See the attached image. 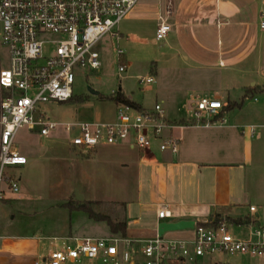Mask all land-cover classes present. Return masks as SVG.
I'll return each mask as SVG.
<instances>
[{"label": "rangeland", "instance_id": "obj_1", "mask_svg": "<svg viewBox=\"0 0 264 264\" xmlns=\"http://www.w3.org/2000/svg\"><path fill=\"white\" fill-rule=\"evenodd\" d=\"M172 3L176 4V0H140L133 13L119 24L120 40L108 35L97 45L102 67L75 72L74 98L66 103L39 105V112L51 123L59 125L48 137L27 128L17 133L16 148L28 163L10 169V175L18 183L17 193H13L8 185L3 186L0 264H35L51 250L55 238H109L112 234L107 222L96 221L88 213L72 207L102 200L105 203L101 206L90 203L91 209L122 223V210L114 202L136 198V191L125 186L136 185L137 180L130 183L120 181L122 174L114 166L116 157L101 156L99 149L70 148L69 141L74 135L65 130L66 125L114 121L116 104L113 98L120 91L145 108L160 104L171 120L193 117L195 109L192 105L197 97L215 99L211 92L222 91L221 80L226 71L218 61L212 60L211 70L190 69L184 56L199 52L190 29L176 24ZM169 9L171 15H168ZM163 21L171 26L172 31L165 40L154 42L156 25ZM118 52L123 53L120 60ZM0 61V68H7L5 50L1 52ZM121 65L127 69L119 75ZM143 77L154 78L152 90H143L139 84V78ZM248 80H238L234 90L231 89L229 94L222 93L240 106L244 104L242 115L259 107V102L264 100L258 90H241V85L252 87ZM257 81L259 84L263 82L261 78ZM90 89L99 95H93ZM114 212L116 217H112ZM174 233L165 234V238ZM230 233L241 240L256 241L249 225L230 227ZM226 257L234 263L264 264V259Z\"/></svg>", "mask_w": 264, "mask_h": 264}, {"label": "built area", "instance_id": "obj_2", "mask_svg": "<svg viewBox=\"0 0 264 264\" xmlns=\"http://www.w3.org/2000/svg\"><path fill=\"white\" fill-rule=\"evenodd\" d=\"M139 1L0 0V60L2 50L8 57L7 68H0V201L5 194L4 184L13 193L19 190L10 169L28 163L16 148L17 133L27 128L48 137L59 127L39 112V105L66 103L74 98L75 72L102 67L97 45L108 35L120 40L119 24L133 13ZM168 15H171L170 9ZM171 31L170 25L160 22L155 42L165 40ZM122 56L118 52L119 60ZM126 69L119 66V75ZM154 83L153 77L139 78L145 91ZM194 107V118L200 123H227L220 118L224 105L218 99L203 97ZM174 128L160 104L151 109L116 104V118L112 122H77L65 126L74 135L69 141L72 149L95 150L127 143L132 148L148 151L154 141H159L162 152L176 154L180 140L166 135ZM250 212L254 214L255 207ZM157 218L171 219L169 207H160ZM250 225L256 241L241 240L230 233L229 224L216 225L210 221L194 226V234L188 239L157 236L147 240L140 252L144 264H170L218 253L264 259V227L255 220ZM54 243V249L36 264L133 262L132 241L122 238H64L54 239ZM121 244L125 245L122 251Z\"/></svg>", "mask_w": 264, "mask_h": 264}, {"label": "crops", "instance_id": "obj_3", "mask_svg": "<svg viewBox=\"0 0 264 264\" xmlns=\"http://www.w3.org/2000/svg\"><path fill=\"white\" fill-rule=\"evenodd\" d=\"M172 7L176 12V24L190 29L199 52L184 56L190 63V69L211 70L212 60H215L226 71L221 80L222 91L211 93L223 103L220 118L227 123L206 125L194 116L171 120L166 115L175 127L166 135L180 140L176 154L162 152L159 141H154L148 151L132 148L127 143L98 148L101 156L116 157L114 166L122 174L121 182L137 180L136 185L125 186L136 191V198L114 202L122 210L127 235L124 238L111 232V237L132 241L133 262L130 264H144L140 251L145 241L158 236L161 223L187 221L194 222L196 226L221 216L249 220L248 224L235 226L238 228L249 225L252 230L251 220L264 227V100L259 102V107L242 115L244 104L240 106L236 100L222 94L234 90L238 80L249 79L248 85L252 87L241 85V90L246 92L249 88L258 87L257 92L264 96V0H176ZM260 78L263 80L261 84L257 81ZM196 101L192 105L194 109ZM162 103L165 104L164 99ZM228 104L235 106L229 112ZM140 106L141 109H151ZM90 203L101 206L105 202L92 200ZM163 206L169 207L172 218L160 221L157 212ZM251 207L256 209L254 214L250 212ZM102 215L118 222L110 215ZM113 215L116 217V213ZM193 234V229L178 231L167 239H188ZM54 247L55 244L45 255ZM124 249L125 245L121 244L120 250ZM69 264L100 263L83 261ZM170 264L241 263H234L222 254L172 261Z\"/></svg>", "mask_w": 264, "mask_h": 264}, {"label": "trees", "instance_id": "obj_4", "mask_svg": "<svg viewBox=\"0 0 264 264\" xmlns=\"http://www.w3.org/2000/svg\"><path fill=\"white\" fill-rule=\"evenodd\" d=\"M255 91L258 90V87L253 88ZM113 100L115 101L116 104H127L130 105L136 109H141V106L135 102H132L130 99H128L121 91L117 92L116 94H114V98ZM235 106L228 104V109L227 111H231ZM72 208H76L79 210H82L86 213L89 214V216L93 219H95L96 221H106L111 229V232L115 235H120L121 237H126L127 235V224L125 222H113L112 220H110L108 217L95 213L91 207H90V203H79L77 205V207H72ZM214 224L219 225L222 223H227V224H231L234 226H240V225H244V224H248L249 220L246 219L245 221H240V220H233L230 218H223L221 216H217L215 217ZM200 224H197L196 226H198Z\"/></svg>", "mask_w": 264, "mask_h": 264}, {"label": "water", "instance_id": "obj_5", "mask_svg": "<svg viewBox=\"0 0 264 264\" xmlns=\"http://www.w3.org/2000/svg\"><path fill=\"white\" fill-rule=\"evenodd\" d=\"M90 92L93 95H99L98 92L90 89ZM195 226L194 222H187V221H182V222H178V223H161L158 226V236L160 238H162L165 234L169 233V232H178V231H184V230H189V229H193Z\"/></svg>", "mask_w": 264, "mask_h": 264}]
</instances>
